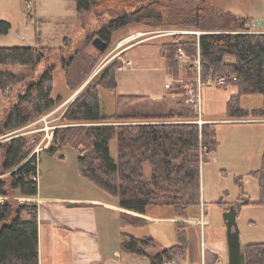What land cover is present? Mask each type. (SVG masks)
Instances as JSON below:
<instances>
[{
	"label": "trees",
	"instance_id": "obj_1",
	"mask_svg": "<svg viewBox=\"0 0 264 264\" xmlns=\"http://www.w3.org/2000/svg\"><path fill=\"white\" fill-rule=\"evenodd\" d=\"M76 10L80 18L93 10L111 14L124 11L111 22L110 29L96 34L108 43L114 30L131 23L208 30L190 38L177 34L163 44L162 56L168 72L179 76V48L193 58L199 54L203 82L223 75L237 77L222 86L236 87L227 102L229 118H264V103L251 110L241 106L243 95L264 97V32L250 30L249 18L224 11L220 12L224 16L222 23L208 25L206 17L212 13L209 6L197 5L186 15H174L163 0H76ZM11 28L9 21L0 19V34ZM46 50H51V46H0V91L4 97L10 98L18 84L29 82L0 122V136L13 134L63 102L62 96H54V65L36 80ZM104 52L99 51L100 55ZM119 63L116 60L96 74L67 106L62 116L64 125L55 127L47 150L56 154L66 146L77 148L81 175L116 197L122 208L146 214L152 207L171 206L175 217L188 218L191 208L202 205V162L218 149L216 125L190 121L199 119L201 110L197 107L198 98L193 103L185 102L191 98L186 88L189 86L172 84L170 92L182 95L176 106L167 95L155 99L147 94H119ZM13 68L20 69L12 71ZM194 87L197 93L198 83ZM101 89L114 92L116 107L110 116L103 113ZM114 139L118 142L117 158L111 152ZM33 143L22 134L0 140V264H39L38 204L20 199L38 194L39 158L32 152ZM146 165L151 167L149 178ZM251 174L260 189L259 199L253 203L264 206V152L260 168ZM121 223L123 227L143 228L148 221L123 214ZM177 228V243L154 255L147 252L155 243L153 237L138 238L127 232L121 237L122 250L146 256L151 264L184 258L189 249L187 231ZM244 252L246 264H264V241L245 244Z\"/></svg>",
	"mask_w": 264,
	"mask_h": 264
},
{
	"label": "rangeland",
	"instance_id": "obj_2",
	"mask_svg": "<svg viewBox=\"0 0 264 264\" xmlns=\"http://www.w3.org/2000/svg\"><path fill=\"white\" fill-rule=\"evenodd\" d=\"M8 1L0 0V19L11 21L12 28L8 33L0 34V46L36 44L51 46V50H46V57L38 66L36 80L48 67L54 65V96H62L63 102L38 120L17 129L13 134L0 136L1 141L22 134L34 142L31 146L32 152L37 146L43 147L48 141V136L52 135V130L54 135L55 127L64 125L62 116L67 106L86 88L87 84H89L91 79L95 78L96 74L97 76L101 74L116 60L120 62V65H118L117 88L119 94H147L155 99H160L164 95H167L172 105L176 106L182 95L170 92L172 83L175 85L182 84L184 88L189 86L186 88H189L190 91L191 89H195L194 85L201 79L202 85L198 88L200 93L199 111L200 109L202 110L204 102L205 111L209 109L218 118L228 116L225 111L227 108L226 102L233 87H222L215 83L212 84V82H209V79L203 82L199 54L193 58L185 50L186 56L180 57L177 55L180 65L178 78L168 72L165 58L162 56V46L173 39L174 36H158V31L159 29L169 28L148 27L138 23H131L120 27L113 31V37L104 50L105 52L100 55V50L93 44L94 38L98 36L96 34L102 29H110L111 22L117 19L124 12L123 10L116 14H111L107 11L98 13V11L93 10L80 18L75 13L76 0H36V14L38 18L42 17L43 19H38L32 24L31 19L26 16V0H14L16 2V9L11 16L5 13L3 9L8 6L6 5ZM163 1L170 5L174 15H186L195 9L197 5L203 7L209 6L212 13L206 17L208 25L222 23L224 16L220 12L231 10L238 17L250 16L247 17L249 18L247 24L249 28L264 30V0ZM135 9L131 10L134 11ZM5 17H9V19ZM30 25H33V27ZM172 28L177 30H195L200 34L208 31L181 27ZM255 32L260 31L256 30ZM194 34L185 33L178 35L190 38ZM130 36H132L130 40H126L121 46H118V43L122 39H127ZM120 51L122 52L120 53ZM124 59H130L132 64L125 69H121ZM92 64L95 67L91 70ZM19 69L13 68L12 71H19ZM28 85L29 82L27 81L15 86L10 92V98H5L0 91V122L5 116L6 111L16 101L19 92H25ZM75 88L77 90L74 92ZM202 93L203 102L201 99ZM71 94H73L71 98L67 99L66 97ZM100 95L103 113L108 116L114 114L116 107L114 92L108 89H101ZM260 98L263 99L261 94L251 98L252 105L261 106L262 101ZM185 102L193 103V98H186ZM244 104H247L246 100H244ZM200 112L202 114V111ZM262 119L264 120V118ZM190 121L198 122L200 125L209 122L205 115L203 117L200 116L197 120L191 119ZM212 123L216 125V122ZM257 130L260 132L264 130V124H260L258 128H253L243 123L239 125L218 123V128H216V138L219 142L218 149L202 162L201 168L203 193L205 192L204 209L206 208L207 215L211 218V224L207 227L206 231L202 230L204 222H201L202 226L196 225V223L190 220L192 215H194L193 219L199 217L200 208L198 214L193 213L194 210L192 209L194 207L191 208L190 216L182 218V220L178 217H172L174 210L171 206L152 207L144 215L131 214L133 217L145 218L146 215L151 217V219L149 218L150 220L147 217L145 218L148 224L143 228L131 230L133 235L138 238L153 236L155 243L147 250L150 255H154L163 249L175 245L178 241L177 227L179 226L187 231L189 249L184 258L170 260L172 264H202V261L204 263V255L207 251L206 243L211 248L210 241L225 246V249L221 250L223 260L218 262V264H229V252L226 244L227 225L224 219V212L232 205H237L235 207L238 208L237 222L242 243L248 244L253 241H264V206L253 202L249 204L242 203L246 199L257 200L260 193L258 181L251 175V170L258 169L261 165L262 149L260 147L264 145L262 139L260 140L256 134ZM52 141L53 136L51 144ZM117 146V139L112 140L111 152L114 158H117ZM64 154L65 158L59 159H66L68 171L77 170L80 151L73 146H66ZM56 155H59V153H56ZM201 156H203L202 153ZM43 159L44 166L46 159L45 157ZM145 171L147 178H149L151 176V167L146 165ZM154 215L159 216V218L168 216L175 218V220H166V222H159L160 220H158L154 222L156 218ZM132 255V259H128L126 258L127 255H123L124 264L127 261L131 262L129 264H151L150 259L146 256ZM166 261L169 260H165L164 262ZM211 263L210 258L207 264Z\"/></svg>",
	"mask_w": 264,
	"mask_h": 264
},
{
	"label": "crops",
	"instance_id": "obj_3",
	"mask_svg": "<svg viewBox=\"0 0 264 264\" xmlns=\"http://www.w3.org/2000/svg\"><path fill=\"white\" fill-rule=\"evenodd\" d=\"M6 5L8 6L3 8L4 12L11 16L16 9V2L14 0H9ZM75 13L78 15L77 10H75ZM26 16L31 19L32 24L34 22L33 19H43L42 17L38 18L36 14V0L34 12L29 15L26 9ZM5 18L9 19V17ZM9 22L11 23V21ZM30 26L33 27V25ZM255 30L264 31L259 28H255ZM232 87L229 98L236 92V87ZM72 95L73 94L66 98L69 99ZM257 95L259 94L244 95L241 100L242 108L251 110L262 107L264 103L263 95H261L263 99L260 98L262 101L261 106L258 105L259 107H257L252 105L251 98L257 97ZM201 99L203 102V93ZM244 100H246L247 104H244ZM205 110L203 102L201 116L203 117L205 115L209 122H216V128H218V123L234 125L243 123L253 128H258L260 124H264L263 117L229 119L227 116L225 118H218L215 114L211 113L209 109L208 111ZM256 134L258 138H260V140L262 139V142H264V130L261 132L257 130ZM260 149H262L263 155L264 145L260 147ZM42 154L46 159L44 166ZM38 158V194L33 197H21L20 199L22 200L23 198V200L36 202L38 204L39 264H124L123 255H127L126 258L132 259V253H126L122 250L120 246L122 241L121 237L123 232L133 235L131 230L140 228L133 226L123 227L121 217L123 214L140 215L141 213L122 208L116 197L110 195L81 175L78 162L77 170L68 171L66 159L62 160L65 158L64 149L59 152V155L53 154L45 149L38 154ZM44 167H46V169H44ZM255 170L257 169L251 170V172ZM204 193L202 187V205L200 207L201 212L199 217L193 219L192 217L194 215H192L190 220L196 223V225H202L201 222H204L202 230L206 231L207 227L211 224V218L208 217L206 208L204 209ZM0 199L3 198L0 197ZM247 201L255 202L246 199L242 203L246 204ZM235 206L237 207V205ZM192 210H194V214H198L199 208H194ZM146 217L151 219V217L147 215L145 218ZM155 217L154 222L158 220H160L159 222L175 220V218H172L175 217L174 215L172 217ZM204 242L206 243V241ZM210 244L211 248L208 247L206 243L207 251L204 255V263L202 261V264H207L210 258L211 264H218V262L223 260L221 250H224L225 246L213 241H210ZM226 244L228 248L227 238ZM245 244L246 243H242L243 246ZM129 263L131 262L127 261L125 264Z\"/></svg>",
	"mask_w": 264,
	"mask_h": 264
},
{
	"label": "water",
	"instance_id": "obj_4",
	"mask_svg": "<svg viewBox=\"0 0 264 264\" xmlns=\"http://www.w3.org/2000/svg\"><path fill=\"white\" fill-rule=\"evenodd\" d=\"M93 44L100 51H104L108 42L101 36H96ZM238 211L235 205H232L224 212V219L227 225V243L229 252V264H246L244 246L241 242L240 229L237 222Z\"/></svg>",
	"mask_w": 264,
	"mask_h": 264
},
{
	"label": "built area",
	"instance_id": "obj_5",
	"mask_svg": "<svg viewBox=\"0 0 264 264\" xmlns=\"http://www.w3.org/2000/svg\"><path fill=\"white\" fill-rule=\"evenodd\" d=\"M34 2H35V0H26V9L28 10V14L29 15H31L34 12ZM250 30H252L254 32L255 29H252L251 28ZM185 33H195L198 36L200 35V33L197 32V31H195V30H179V29L177 30V29H174V28H169V29H159V31H158V34L159 35L158 36H162V35H169V36L172 35V36H175L177 34H185ZM131 38H132V36L128 37L127 39H122L118 43V46H121L126 40H130ZM121 52L122 51H120V53ZM178 55L180 57H182L184 55L186 56L185 50L183 48H179ZM131 64H132V61L130 59H124L123 60V64L121 66L122 67L121 69H125V68L129 67ZM236 78L237 77L234 76V75H232V74H230V75H223V76H218L216 78L209 79V82H212V84L215 83V84H217L219 86H223L229 80H233V79H236ZM197 83H198V88H199L202 85L201 79H199ZM189 92H190L191 98H193V102L195 101L196 98H198V100H199V95H200L199 91L196 93L194 91V89H191ZM197 107L200 108V102L198 103ZM52 136H53V130H52V135L48 136L49 137L48 138V141L43 145V147L37 146L34 149L33 154L34 153L38 154V153H40L41 150L47 149L50 146V144H51V138H52ZM36 179H38V177ZM164 264H172V261H170V260L169 261H166V262H164Z\"/></svg>",
	"mask_w": 264,
	"mask_h": 264
}]
</instances>
